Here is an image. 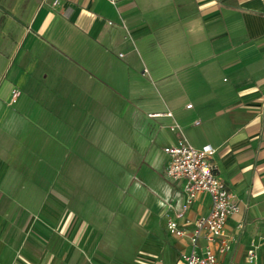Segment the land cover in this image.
Masks as SVG:
<instances>
[{"label":"crops","instance_id":"1","mask_svg":"<svg viewBox=\"0 0 264 264\" xmlns=\"http://www.w3.org/2000/svg\"><path fill=\"white\" fill-rule=\"evenodd\" d=\"M107 131L119 179L149 183L148 221L167 231L142 264H183L194 248L193 225L167 227L185 180L168 177L166 152L149 155L182 137L213 146L240 206L231 249L214 245L220 264H248L251 250L264 264V0H0V264H75L91 248L113 207L85 186L76 150ZM211 207L200 194L187 218Z\"/></svg>","mask_w":264,"mask_h":264},{"label":"rangeland","instance_id":"2","mask_svg":"<svg viewBox=\"0 0 264 264\" xmlns=\"http://www.w3.org/2000/svg\"><path fill=\"white\" fill-rule=\"evenodd\" d=\"M121 119L123 126H130V116H122ZM111 134L113 133L108 131L101 133L102 139L98 140L94 134L88 133L86 148L80 153L76 150L77 155L85 157L88 161V176L83 181L85 186L94 191L98 189L101 192L100 199L113 207V211L103 213L107 217L106 222L99 228L101 234L94 239L91 248L88 251H75L77 255L72 261L75 264H85L90 257H96L93 261L95 264H142L151 252H157L155 237L168 236L160 219H157L156 228H152L151 222L148 221L149 201L152 196L146 197L144 194L143 197V193L148 191L149 183L144 180L142 184L135 180L132 184L130 179L127 184L124 179H119L120 164L108 156L115 151L114 147H111L113 143L105 139V136L109 137ZM127 134L130 137L131 132H122L124 138H127ZM164 148L165 143L158 138L149 148V155H155L163 163L167 159ZM158 173L165 175V168L160 167ZM120 194L123 197V205L118 201Z\"/></svg>","mask_w":264,"mask_h":264},{"label":"built area","instance_id":"3","mask_svg":"<svg viewBox=\"0 0 264 264\" xmlns=\"http://www.w3.org/2000/svg\"><path fill=\"white\" fill-rule=\"evenodd\" d=\"M114 4L121 0H109ZM59 0H55V4ZM189 108L192 105H188ZM175 125L172 129H176ZM165 152L170 157L167 175L173 180H185V199L181 210L175 216L167 215V227L171 235L185 237L187 226L193 225L191 242L193 250L182 254L183 264H220L214 245L218 246L220 253L231 249V240L225 235L227 220L240 211L239 204L229 191L227 185L216 173L212 162L215 149L212 145L196 147L186 137H182L177 144L167 146ZM207 194L212 201L211 211L208 215L192 221L187 213L200 194ZM204 238L207 245L201 253L196 247L199 240ZM258 255L251 250L247 255L248 264H257ZM240 264V263H236Z\"/></svg>","mask_w":264,"mask_h":264}]
</instances>
